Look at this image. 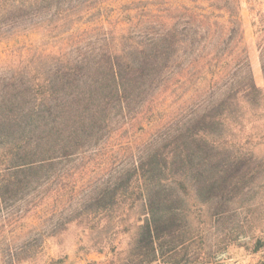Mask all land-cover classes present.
I'll list each match as a JSON object with an SVG mask.
<instances>
[{
    "label": "rangeland",
    "instance_id": "1",
    "mask_svg": "<svg viewBox=\"0 0 264 264\" xmlns=\"http://www.w3.org/2000/svg\"><path fill=\"white\" fill-rule=\"evenodd\" d=\"M51 88L80 136L6 190L0 264H264V0H0V107Z\"/></svg>",
    "mask_w": 264,
    "mask_h": 264
},
{
    "label": "trees",
    "instance_id": "2",
    "mask_svg": "<svg viewBox=\"0 0 264 264\" xmlns=\"http://www.w3.org/2000/svg\"><path fill=\"white\" fill-rule=\"evenodd\" d=\"M21 6L26 7L24 2L21 3ZM111 69L113 79L118 86V92H124L125 74L123 70L125 69L117 63H113ZM50 92L54 97L49 103L52 105L51 108L55 109V115L51 111L49 115L51 117L53 114L54 117L49 118V115L46 116L47 113L40 110L34 116L35 121L32 120L33 122L24 119L28 114L25 109L21 108L16 113V106L20 105L21 93L15 91L1 99L3 103L0 107V113L3 114H0V152L3 151L1 153L2 157H6L7 162H9L7 169L12 175H15V180L14 182L5 180L1 183L0 210H3L6 205V190L10 189L12 185L14 187L23 182L29 185L32 181L29 173L74 154V149L70 147V141L73 138H79L80 129L69 131L65 123V116L74 113L76 106L70 99H73L76 95L71 92L66 100L61 97V94L57 93L55 88H51ZM92 98V95H90L87 100H92ZM74 100L76 101V99ZM82 120L84 121V117ZM12 126L18 127L19 134L9 135L4 132L7 127ZM4 147L7 149L2 150ZM18 179L19 181H17ZM3 259L8 264L19 262L16 253L13 251H8Z\"/></svg>",
    "mask_w": 264,
    "mask_h": 264
}]
</instances>
